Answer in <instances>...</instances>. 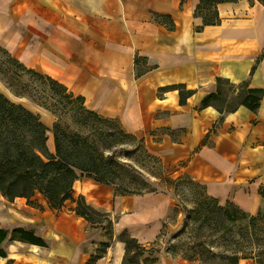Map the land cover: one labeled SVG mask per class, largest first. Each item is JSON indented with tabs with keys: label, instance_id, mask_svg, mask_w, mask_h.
Here are the masks:
<instances>
[{
	"label": "crops",
	"instance_id": "1",
	"mask_svg": "<svg viewBox=\"0 0 264 264\" xmlns=\"http://www.w3.org/2000/svg\"><path fill=\"white\" fill-rule=\"evenodd\" d=\"M198 2L0 0V45L81 96L88 109L118 121L165 167L201 184L207 196L264 218V6L258 0L219 3V21L204 24L194 14ZM219 77L262 89L259 108L220 112L201 106ZM176 86L191 91L182 103ZM6 91L10 100L52 116ZM72 195L116 217L113 240L93 264H121L125 247L116 235L126 229L147 243L170 205L164 193L114 195L111 186L85 175L73 182ZM34 199L37 205L0 194V227L21 225L46 242L7 239L0 264H87L105 240L101 229L75 213L74 201L55 210L42 195ZM96 231L98 238L89 240ZM157 264L193 263L160 256Z\"/></svg>",
	"mask_w": 264,
	"mask_h": 264
},
{
	"label": "trees",
	"instance_id": "2",
	"mask_svg": "<svg viewBox=\"0 0 264 264\" xmlns=\"http://www.w3.org/2000/svg\"><path fill=\"white\" fill-rule=\"evenodd\" d=\"M234 1L237 0H199L194 14L201 16L204 24H214L219 21L217 4ZM258 1L264 6V0ZM2 50L8 62L11 63L10 66L14 68V70H8V68L4 70L5 73H12L5 78L6 86L14 95L27 97L46 109L54 116L55 120L48 126L41 119L39 113L10 100L0 91V194L8 201H12L15 197H25L27 203L31 205H37L34 196L40 194L46 199L48 206L55 210L61 209L67 200L74 201L73 210L76 214L82 216L89 226L104 229L106 239L99 243L87 262V264H93L105 253L106 248L113 240V223L116 217L111 216L108 212L96 210L85 202L83 196L74 198L72 186L73 182L82 175L91 177L99 183L115 184L114 164L118 165V163L113 154L104 155L103 151L90 143L86 137L78 132L68 131L60 122V118L66 111L73 110L76 113L85 112L94 116L98 115L105 120L112 119L104 118L85 107L81 96H75V99L80 102L79 106L73 105V107L67 108V104H73L71 92L48 75L26 68L3 47ZM138 61V57H136L135 63ZM17 70L50 81L52 84H44L38 91H34L37 92L35 94L29 84L19 83L18 79L21 75ZM176 87L179 89V101L182 103L191 91L185 90L183 86ZM66 91L68 93H64ZM262 95L263 90L260 88H249L245 82L234 84L226 78L219 77L216 79L215 91L207 94L200 105L203 107L213 105L220 112L233 111L240 105L256 111L259 108ZM120 127L122 128L121 125ZM48 132L52 134V150L47 146ZM128 191L127 193H113L114 195H138L155 192L156 188L153 182L146 180L130 192ZM228 204L233 210L240 213L239 218L248 216V213L232 203L226 202L225 205H218L217 209L224 211L228 220L236 221L238 219V216L233 215L232 209H227ZM258 214L250 215V218L256 217ZM7 239L38 245L46 244L32 229L21 225L3 226L0 227V256H5L2 244ZM116 239L124 242L125 252L121 264H157L158 257L153 256L151 247H147L136 237L131 236L126 229L116 235ZM233 259V264H238L240 259L237 257ZM254 263L264 264V260H256Z\"/></svg>",
	"mask_w": 264,
	"mask_h": 264
},
{
	"label": "rangeland",
	"instance_id": "3",
	"mask_svg": "<svg viewBox=\"0 0 264 264\" xmlns=\"http://www.w3.org/2000/svg\"><path fill=\"white\" fill-rule=\"evenodd\" d=\"M10 65L0 45V91L9 99L12 97L6 89L11 90L6 86L5 78L12 73H5L4 70H14ZM17 72L21 75L19 83L29 84L35 94L37 92L34 91H38L44 84H52L24 71ZM75 98V95L71 97L73 104H67V108L80 105ZM40 116L48 126L55 120L53 115ZM60 122L68 131L86 137L104 155H114L118 163L114 164L115 184L109 185L114 193L130 192L149 180L154 183L155 192L169 197L170 205L157 234L144 243L151 247L153 256H169L193 264H233L235 257L264 260V218L261 215L250 218L251 214H248L245 218H239L240 213L228 204L227 209H232L233 215L238 216L236 221L228 220L225 212L217 209L218 205H225L226 202L219 203L208 198L203 186L183 171L173 172L165 167L141 140L127 134L115 120L68 110L61 115ZM47 135L48 139L52 137L50 132ZM52 141L50 139L49 144L53 149ZM101 233L103 239H106L104 229H101ZM88 238L96 240L97 231L89 233Z\"/></svg>",
	"mask_w": 264,
	"mask_h": 264
}]
</instances>
